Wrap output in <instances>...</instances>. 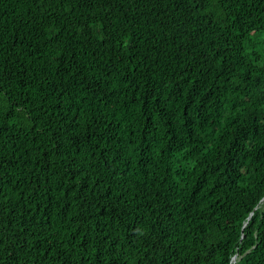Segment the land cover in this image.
Listing matches in <instances>:
<instances>
[{"label": "trees", "instance_id": "1", "mask_svg": "<svg viewBox=\"0 0 264 264\" xmlns=\"http://www.w3.org/2000/svg\"><path fill=\"white\" fill-rule=\"evenodd\" d=\"M0 264H264V0H0Z\"/></svg>", "mask_w": 264, "mask_h": 264}, {"label": "water", "instance_id": "2", "mask_svg": "<svg viewBox=\"0 0 264 264\" xmlns=\"http://www.w3.org/2000/svg\"><path fill=\"white\" fill-rule=\"evenodd\" d=\"M235 257H233V259H234Z\"/></svg>", "mask_w": 264, "mask_h": 264}]
</instances>
